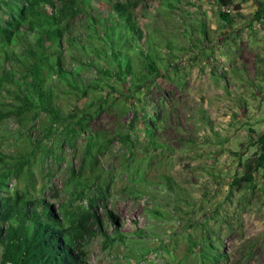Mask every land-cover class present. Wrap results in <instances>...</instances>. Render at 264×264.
<instances>
[{"label":"rangeland","instance_id":"1","mask_svg":"<svg viewBox=\"0 0 264 264\" xmlns=\"http://www.w3.org/2000/svg\"><path fill=\"white\" fill-rule=\"evenodd\" d=\"M113 2L136 3L141 46L158 67L159 75L139 90L99 77L102 59L76 51L86 44L91 18ZM256 2L264 4L82 0L61 39L62 65L97 81L88 97L109 96L112 106L80 108L84 99L77 103L50 79L59 86L54 96L63 113L74 118L68 132L43 115L33 122L29 114L22 124L0 121L1 154L33 152L28 173L10 180L9 192L27 185L29 200L44 199L56 212L102 195L94 211L105 222V210L112 212L124 239H85L88 264H209L217 253L221 264H264V180L256 174L246 189L234 184L264 131V24L254 20ZM221 11L231 15L230 24L219 19ZM129 89L137 110L165 122L146 130L124 99ZM84 112L90 118L76 126Z\"/></svg>","mask_w":264,"mask_h":264},{"label":"trees","instance_id":"2","mask_svg":"<svg viewBox=\"0 0 264 264\" xmlns=\"http://www.w3.org/2000/svg\"><path fill=\"white\" fill-rule=\"evenodd\" d=\"M81 1L0 0V121L16 119L22 124L29 114L33 115V122L43 115L50 124H63L68 132L74 116H65L63 103L56 101L54 91L59 86L50 82L52 78L63 85L64 91L69 89L77 103L85 100L80 108L95 104L112 106V99L107 102L109 96L88 97L89 90L97 89V81L62 65L61 39L66 24L80 13ZM136 3L113 2L106 11L97 12L87 28L91 32L86 36V44L79 42L76 51L102 59L103 67L96 68L99 77H113L139 90L159 71L150 49L141 46L144 37L136 21ZM216 3L229 8L233 0ZM256 5L254 20L264 24V4ZM218 17L225 24L232 22L228 12L221 11ZM94 42L98 47L92 46ZM124 99L133 105L136 117H143L146 130L165 122V116L158 117L144 108L137 110L136 97L130 89ZM76 105L72 107L73 113ZM88 118L89 112H84L76 126L81 127ZM250 134L255 135L251 130ZM252 144L256 147L253 157L242 164V175L234 181L243 189L253 185L256 174L264 180V131L254 137ZM32 153L17 158L0 153V264H88L83 250L85 239L101 236L107 243L124 239L112 212L105 210L106 222L95 213L102 195L90 198L85 206L81 201L75 210L63 207L56 212L44 199L29 200L27 185L24 191L9 192V181L28 173L25 170ZM108 225L113 226V236L107 233ZM207 258L209 264H221L223 255L217 253Z\"/></svg>","mask_w":264,"mask_h":264}]
</instances>
